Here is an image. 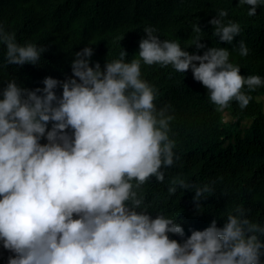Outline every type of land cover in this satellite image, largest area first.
<instances>
[{
  "label": "clouds",
  "instance_id": "clouds-1",
  "mask_svg": "<svg viewBox=\"0 0 264 264\" xmlns=\"http://www.w3.org/2000/svg\"><path fill=\"white\" fill-rule=\"evenodd\" d=\"M238 5L251 17L264 0ZM226 17L228 10L219 8L209 23L213 35L231 45L242 28ZM192 31L190 46L204 49L198 23ZM143 32L131 60L123 50L103 69L98 62L90 66L89 45L74 53L72 75L63 80L46 76L43 86L26 88L13 78L0 87V264H264V220H251L242 205L227 212L222 227L213 219L184 233L179 220L151 213L139 191L152 177L163 182L165 169L179 160L173 117L157 109L142 63L190 69L220 109L231 101L247 106L246 91L264 78L242 76L229 48L190 53L152 26ZM0 44L7 65L38 64L45 51L20 43L3 24ZM233 50L249 51L243 39ZM215 182L176 176L167 191L194 190L199 204Z\"/></svg>",
  "mask_w": 264,
  "mask_h": 264
},
{
  "label": "trees",
  "instance_id": "trees-1",
  "mask_svg": "<svg viewBox=\"0 0 264 264\" xmlns=\"http://www.w3.org/2000/svg\"><path fill=\"white\" fill-rule=\"evenodd\" d=\"M219 8L227 9L225 19L239 22L242 28L231 45L219 41L209 23ZM196 23L204 49L190 46ZM0 24L16 32L20 43L31 41L45 49L38 64L7 65L5 46L0 44V87L13 78L26 88L38 81L43 86L46 76L63 80L72 75L74 53L89 45L90 66L98 62L103 69L106 60L119 58L123 50L125 59L131 60L146 36V26L163 39L178 40L190 53L203 54L212 46L229 48V59L239 65L242 76L264 78V6L250 17L247 6H239L238 0H0ZM241 39L249 49L246 56L233 50ZM141 76L156 89L157 109L167 108L173 117L169 128L179 156L165 169L163 182L152 177L139 190L149 211L179 220L184 233L191 227L203 230L213 219L222 227L236 205H242L251 220H264V106L258 101L264 97V83L246 91L250 100L244 108L231 101L220 109L190 69L181 73L170 65L142 63ZM225 112L227 121L222 120ZM245 120H249L246 126ZM176 176L194 184L216 181L214 191L199 204L193 199L194 190L178 188L170 194L167 188ZM1 262L5 260L0 257Z\"/></svg>",
  "mask_w": 264,
  "mask_h": 264
},
{
  "label": "rangeland",
  "instance_id": "rangeland-1",
  "mask_svg": "<svg viewBox=\"0 0 264 264\" xmlns=\"http://www.w3.org/2000/svg\"><path fill=\"white\" fill-rule=\"evenodd\" d=\"M259 100H261V102H262L261 104L263 105L264 104V97L259 98ZM222 114H223V120L227 121L229 119V115L227 114V112L222 113ZM248 123H249V120H245L243 122V125L246 126Z\"/></svg>",
  "mask_w": 264,
  "mask_h": 264
}]
</instances>
